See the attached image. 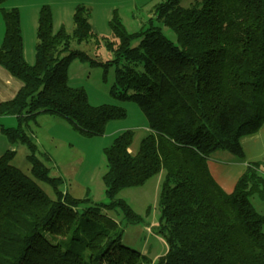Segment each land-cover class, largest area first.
Instances as JSON below:
<instances>
[{"label":"trees","instance_id":"1","mask_svg":"<svg viewBox=\"0 0 264 264\" xmlns=\"http://www.w3.org/2000/svg\"><path fill=\"white\" fill-rule=\"evenodd\" d=\"M5 1L0 66L21 84L0 101V116H15L18 124L1 131L10 143L28 147L30 175L11 164L13 150L0 156V264H141L140 253L121 243L118 222L102 210L120 209L129 223L138 222L116 196L161 171L157 229L166 251L152 264H264V213L249 201L253 194L264 200V159L248 162L229 192L207 164L221 149L243 159L240 138L264 122V0H198L188 7L158 0L136 32H127L114 14L110 37L94 33L82 4L73 9L71 32L54 30L51 9L42 5L31 64L23 56L19 10L4 8ZM157 23L174 32L175 43ZM134 38L139 42L131 46ZM91 40L102 42L112 58L100 61L71 48ZM73 59L104 72L113 65L110 93L136 103L147 120L148 134L136 152L129 150L130 129L104 148L106 202L63 190L65 180L49 174L23 128L48 113L91 137L126 116L124 107L92 105L84 88L69 85ZM35 180L49 185L54 197Z\"/></svg>","mask_w":264,"mask_h":264},{"label":"rangeland","instance_id":"2","mask_svg":"<svg viewBox=\"0 0 264 264\" xmlns=\"http://www.w3.org/2000/svg\"><path fill=\"white\" fill-rule=\"evenodd\" d=\"M158 0H6L4 8L16 7L19 10L21 34L23 40V55L27 63L34 62V47L37 15L40 6L47 5L52 12L53 29L60 26L71 32L73 28L72 13L77 4L89 9L91 28L98 37H110L109 20L115 14L127 32H136L146 25L152 17L151 7ZM198 0H181L183 7H188ZM163 35L176 42L175 34L162 24H156ZM4 26L0 14V41L3 37ZM139 38L131 41V46L137 45ZM71 48L83 50L91 56L105 61L112 55L100 46L90 42L77 44L72 42ZM68 82L70 86L84 88L90 104H117L125 108L126 116L122 119L109 121L102 135L86 137L74 129L72 124L57 115L41 113L34 120L23 126L31 142L36 146L35 153L50 168L51 176H61L65 183L61 187L75 197L87 196L92 203L106 202L102 175L106 170L103 150L109 146L114 137L124 130L133 131V140L129 147L131 153L136 152L141 139L148 134L147 120L136 103L120 100L110 93L114 80V66L110 65L105 72L101 66H89L73 59L69 64ZM21 84V81L11 76L0 66V101L11 99ZM15 116H0V156L8 149L15 152L11 164L30 175V166L26 155L29 153L25 143H10L1 128L17 126ZM233 157L226 150H216L212 158ZM162 171L149 179L144 185L123 188L116 196L124 200L132 210L140 216V220L129 223L120 209L102 210L103 213L118 222L122 229L121 243L140 253L141 264H152L166 251V243L159 234V209L157 195L160 188ZM41 189L51 198L52 189L44 182L35 180ZM254 208L264 213V200L257 194L249 197ZM81 212V208L77 209ZM264 232V224L261 227ZM51 242L53 236L47 235Z\"/></svg>","mask_w":264,"mask_h":264},{"label":"crops","instance_id":"3","mask_svg":"<svg viewBox=\"0 0 264 264\" xmlns=\"http://www.w3.org/2000/svg\"><path fill=\"white\" fill-rule=\"evenodd\" d=\"M240 144L243 159L235 156L223 159L211 157L207 163L215 181L227 192L232 190L236 179L248 162L264 159V122L257 131L243 135L240 138Z\"/></svg>","mask_w":264,"mask_h":264}]
</instances>
